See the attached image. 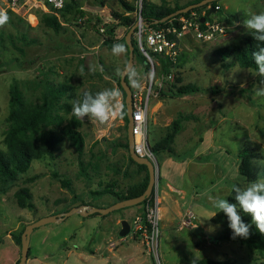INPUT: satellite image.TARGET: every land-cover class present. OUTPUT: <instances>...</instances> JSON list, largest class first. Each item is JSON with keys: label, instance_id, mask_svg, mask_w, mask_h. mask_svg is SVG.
Segmentation results:
<instances>
[{"label": "rangeland", "instance_id": "obj_1", "mask_svg": "<svg viewBox=\"0 0 264 264\" xmlns=\"http://www.w3.org/2000/svg\"><path fill=\"white\" fill-rule=\"evenodd\" d=\"M128 1L134 3L135 15L138 0ZM152 1L174 6L187 0ZM216 1L220 8L209 17L224 22L228 32L211 40L184 36L177 49L187 52L188 58L182 66H172L171 77L167 78L170 85L192 83L198 89L178 92L174 86L170 92L160 91L148 99L150 146L169 130L179 112L188 115L174 136L172 152H155L154 190L160 198L158 245L149 248L137 232L129 231L124 236L118 233L122 218L130 222L134 210L143 212L141 201L89 217L74 212L61 221L34 227L26 264H152L153 260L156 264H193L194 258L204 257L228 259L233 264H264V247L249 246L237 239L215 240L212 237L221 225L207 219L216 211L212 198H227L233 194L234 185L243 189L264 179L260 174L256 180L248 181L238 168V153L245 140L262 157L255 160L256 164L264 166V97L255 95L260 77L252 74L257 69L241 65L232 53L223 58L218 51L250 34L244 24L249 18L246 12H264V0ZM67 2L71 8L57 11L62 27L55 31L42 20V15L51 11L40 0L16 5L0 0V10L10 18L0 27V147L6 149L9 88L14 83L25 104L41 102L48 85L64 84L65 92L55 99L51 116L35 132L69 126L83 138L79 152L73 139L65 134L55 145L53 157L34 158L17 180H0V264H16L20 243L11 233L21 231L26 223L75 204L90 201L110 205L116 196L108 190L97 191L111 186L124 192L146 172L130 160L129 150L122 144L127 128L121 115L101 125L87 118L76 120L71 112L72 101L81 98L83 91L94 95L106 88L120 90L116 101V111L120 112L125 92L117 77L127 62L128 50L123 55H113L112 46L103 42L100 27L114 23L115 43L126 45L128 28L110 13L124 11V7L118 0ZM209 7L210 2L197 10ZM32 38L35 41H30ZM133 62L136 70L142 65L141 89L151 79L152 67L145 69L135 54ZM162 74L155 59L152 77L158 81ZM166 181L181 190H169ZM21 187L30 190L32 207L19 205L16 192ZM188 212L196 218L192 219ZM185 218L192 223L184 224Z\"/></svg>", "mask_w": 264, "mask_h": 264}, {"label": "trees", "instance_id": "obj_2", "mask_svg": "<svg viewBox=\"0 0 264 264\" xmlns=\"http://www.w3.org/2000/svg\"><path fill=\"white\" fill-rule=\"evenodd\" d=\"M75 3V0H71V2ZM122 6L124 7V11L112 10L110 13L113 18L121 24H124L129 28L135 20L134 3L128 0H118ZM198 1V0H189L183 5H174L170 6L163 3H155L151 0H141V14L143 19L148 23L149 27H157L168 22V18L161 20L168 13L176 10L177 8L184 6L190 2ZM101 3H104L105 0H100ZM202 4L199 6L207 5ZM217 3L216 0L210 1V5L215 6ZM71 3L66 1L64 7L61 9H69L71 8ZM199 6L193 7L191 9H198ZM191 9L177 13L175 16L179 14H187ZM209 8L206 10V14H208ZM211 13H209L210 15ZM208 15V16H209ZM43 22L51 27L53 30L58 31L62 25L57 15L54 12H46L42 15ZM158 20V21H156ZM106 27L103 29V42L107 44V46H113L115 44L116 39H114V23H106ZM125 39V35H124ZM30 41H35L33 38ZM133 46H134V54L137 58L144 64L145 69H150V62L147 58L141 53L139 50L136 41L132 38ZM26 42H29L28 40ZM127 46V44H126ZM259 47H264V45L259 44L254 40L252 34H248L244 37L240 42L230 46V47H222L218 51H220L222 57L224 58L228 54H233L235 60L244 66H251L257 69V66L253 60L252 53L254 51H258ZM128 50V47H127ZM128 56V54H127ZM153 56L161 65V71L164 75H168L170 68L172 66H182L185 60L188 58L187 52H177L173 57L159 54L157 52H153ZM120 75L117 77V82L120 84ZM127 80V78H125ZM167 88L169 84V88L163 87L161 89L162 92H170L171 88L175 86V84L169 83L168 79H166ZM178 92H186L188 90H196L198 89L197 85L192 83L179 84L175 86ZM10 97H9V119L10 124L5 131L4 142L6 144V149H2L0 147V180L1 181H14L17 180L20 174L26 172L27 168L30 166L31 161L34 158L38 157H53L55 145L61 141L65 134H69V136L73 139L75 144L77 145L79 152L82 151L83 146V138L81 133L72 127L66 126L61 128L60 130H55L53 127L36 131L39 124L45 122L51 116V111L53 108V103L56 98H58L61 94L65 92L64 84L54 85L50 84L47 87V91L43 95V99L39 103H29L25 104L18 89V86L14 83L9 88ZM124 92V91H123ZM122 117L124 118V125L127 126V115H126V104L124 101V96L122 100V106L120 109ZM188 117L187 114L183 112H179L177 117L172 120L171 126H169V130L166 131L155 143L151 145V148L154 152H158L160 150L167 149L172 152L173 148L171 143L174 140V136L182 127L181 121ZM125 141L122 143L125 147L128 148L127 135H125ZM260 153L257 149L252 146L248 140L241 143V150L238 155L240 157L238 168L241 174H243L248 181L256 180L260 174L264 176V166L259 168V164L257 165L255 160L257 158H262L259 155ZM129 158L131 161L135 162L139 167L146 170L144 177L136 183H133L126 187L124 192H119L114 190L111 186L104 187L98 193H103L105 191H109L113 195L116 196V200L123 199L126 197L134 196L141 193L148 182V170L147 166L143 163H137L134 161L130 155ZM261 170V171H260ZM53 175H57V172L53 171ZM65 181V180H64ZM111 188V189H110ZM234 193L232 195H228L227 199L229 202L235 203ZM17 201L20 206H28L32 207L33 202L30 201L31 192L26 187H21L16 192ZM145 200V199H144ZM143 200V201H144ZM91 215L97 214L96 212L90 213ZM243 221L250 226V235L247 239L235 238L239 240L241 243H245L249 246H256L259 248L264 247V234L259 233L256 229L255 224L251 221V216L244 214L242 211L240 212ZM211 222H216L221 225V228L218 232L212 237L215 240H229L232 238V230L228 227V220L224 213H217L215 217L210 219ZM23 230V229H22ZM21 230V231H22ZM21 231L17 233H11L14 240L17 243L21 244ZM29 253V250H28ZM19 258L16 261L18 263ZM152 264H156L153 260ZM197 264H233L228 259H213L210 257H204L197 260Z\"/></svg>", "mask_w": 264, "mask_h": 264}, {"label": "built area", "instance_id": "obj_3", "mask_svg": "<svg viewBox=\"0 0 264 264\" xmlns=\"http://www.w3.org/2000/svg\"><path fill=\"white\" fill-rule=\"evenodd\" d=\"M6 1L16 5L25 0ZM40 1L45 5L47 11H52L56 14L57 11L64 7L67 0ZM141 6L142 2L138 0L134 20L136 25L133 30V38L141 53L150 62L152 75L146 85L141 89L132 91L133 149L138 155L146 156L151 159L157 167L155 152L151 148L147 138L148 99L150 95L156 96L163 87H166V79L171 77V74H162L158 81L157 79H153L155 62L153 52L173 57L178 52L177 47L184 36L189 35L198 39L211 40L226 34L228 32V27L221 20L209 17V14H206V9L202 11L191 9L187 14H179L177 16H175V14L168 18L166 24L157 27H149L142 17ZM219 8L220 5L216 4L215 10ZM202 17L203 19H201ZM103 29V27H100V30ZM143 202L144 210L142 213H137L132 217L130 221V231L133 233L137 232L142 237L143 242L149 248L154 249L158 245L159 233L160 198L158 191L153 189L151 193L145 197ZM188 215L192 217V219L195 218L192 212H188ZM183 223L189 225L192 223V220L190 218H185L183 219Z\"/></svg>", "mask_w": 264, "mask_h": 264}, {"label": "clouds", "instance_id": "obj_4", "mask_svg": "<svg viewBox=\"0 0 264 264\" xmlns=\"http://www.w3.org/2000/svg\"><path fill=\"white\" fill-rule=\"evenodd\" d=\"M246 13L249 18L244 21L245 27L252 34L255 41L264 45V12ZM9 19L7 13L0 10V27L4 26ZM126 52L127 46L125 44H113V55L120 56ZM252 56L257 66V70L252 74L260 77V86L256 89L255 95L264 97V47H259L258 51L252 53ZM83 71L84 69L81 68L80 73L83 74ZM121 75L127 78L132 87L140 88L142 76L134 67L126 68ZM120 96L121 92L118 88H106L94 95L85 90L81 98L72 101V116L76 120L87 118L104 125L118 114L122 115V111L121 113L116 111L118 107L116 101ZM232 192L235 194V203L229 202L227 198H212L216 211L207 219H211L217 213L222 212L227 217L228 227L232 230V238L247 239L250 235V226L243 221L240 214L242 211L244 214L251 216V221L255 224L256 229L259 233L264 234V179H257L243 189L238 185H234ZM197 260V258H194L193 264H197Z\"/></svg>", "mask_w": 264, "mask_h": 264}, {"label": "water", "instance_id": "obj_5", "mask_svg": "<svg viewBox=\"0 0 264 264\" xmlns=\"http://www.w3.org/2000/svg\"><path fill=\"white\" fill-rule=\"evenodd\" d=\"M212 0H198L190 2L184 6H181L177 8L176 10L168 13L166 16L161 18V20H164L170 16H173L180 12H185L193 7L209 3ZM215 10V6L210 5L208 14ZM203 19V17L201 18ZM158 21V20H156ZM147 25L148 23L145 22ZM136 23L134 22L125 33V41L128 47V57L127 62L124 66V68L120 72V84L122 85V88L124 89L125 96L124 101L126 104V115H127V142H128V150L130 157L136 161L137 163H143L147 166L148 170V182L145 187V189L134 196L126 197L123 199L116 200L115 202L111 203L110 205H107L105 207L102 206H90L86 203H81L78 205H74L71 208L61 211L54 214L44 215L41 216L33 221H30L25 224L23 230L21 231L20 237H21V244H20V257L17 264H26V260L28 257V248H29V237L32 229L36 226H39L41 224H44L46 222L54 221L58 222L64 219L66 216L77 212L82 215H88L90 213L96 212L97 214H105L113 209L120 208L127 205L137 204L145 199L146 196H148L151 191L154 189L156 178H157V167L155 166L154 162L149 159L146 156H140L138 155L134 149H133V134H132V88L130 84L127 82L125 77L121 75V73L128 67H132L133 65V55H134V46H133V30ZM121 227L119 229V235L124 236L130 231V223L127 219L122 218L121 221Z\"/></svg>", "mask_w": 264, "mask_h": 264}, {"label": "crops", "instance_id": "obj_6", "mask_svg": "<svg viewBox=\"0 0 264 264\" xmlns=\"http://www.w3.org/2000/svg\"><path fill=\"white\" fill-rule=\"evenodd\" d=\"M152 1V0H151ZM187 1H189V0H187ZM187 1H185V2H183V3H181V4H178V5H183L184 3H186ZM153 2V1H152ZM157 4H159V3H157ZM171 6V5H170ZM134 66H135V62H134V64H133ZM137 71L138 72H140L141 70H142V65H140V67H137ZM142 72V71H141ZM166 184H167V187H168V189L169 190H176V191H180L181 190V188L180 187H178V186H176V185H174V184H172V183H170V182H168V181H166ZM81 204V203H80ZM86 204H89L90 206H104V205H107V204H94V203H91L90 201L89 202H86ZM75 205H78V204H75ZM137 210V209H136ZM136 210H134V212H133V210L130 212V213H132L133 212V215H135V214H137V213H135L136 212ZM123 213H125V212H123ZM80 216H82V217H86V216H91V214H88V215H82V214H80V213H78ZM194 214V213H193ZM127 214L125 213L124 214V217L126 216ZM194 216H195V214H194ZM196 218V217H195ZM130 223V222H129ZM93 251V250H92ZM28 259V258H27Z\"/></svg>", "mask_w": 264, "mask_h": 264}]
</instances>
